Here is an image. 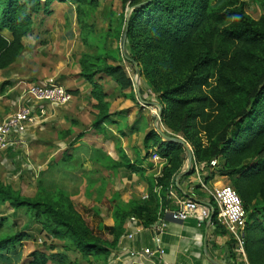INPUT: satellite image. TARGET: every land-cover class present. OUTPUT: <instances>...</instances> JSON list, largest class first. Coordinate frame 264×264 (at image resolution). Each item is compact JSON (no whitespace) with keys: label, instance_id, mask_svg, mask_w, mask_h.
Wrapping results in <instances>:
<instances>
[{"label":"trees","instance_id":"1","mask_svg":"<svg viewBox=\"0 0 264 264\" xmlns=\"http://www.w3.org/2000/svg\"><path fill=\"white\" fill-rule=\"evenodd\" d=\"M53 1L0 0V70L21 56L36 18L52 13L48 5ZM211 1L134 0L129 19L123 16V32L127 29L124 55L140 65L141 75L156 94L163 108L161 119L168 128L164 132L185 138L196 161L212 169L210 177L231 180L247 214L248 262L264 264V15L256 21L243 2L229 1L214 7ZM113 59L111 64L106 56L96 55V67L83 62L82 76L95 82L94 88L98 87L96 76L102 73L122 88L132 86L123 66L116 57ZM93 95L103 106L101 95L94 91ZM109 116L100 109L98 122H106ZM199 123L205 124L206 144L198 136ZM156 135L163 138L157 128L148 132L146 148L159 143ZM158 153L168 160L157 178L166 190L182 171L187 152L182 144L164 141ZM214 159L218 164L213 167ZM64 196L60 193L56 200L28 198L0 182L1 203L10 202L16 210H37L41 216L50 217L47 228L67 242L65 251H78L90 264L101 260L109 264L115 257L126 218L135 217L143 226L152 227L160 216L159 198L152 192L148 199L117 203L115 225L109 227L115 235L108 240L102 231L97 234L92 230ZM31 238V232L0 236L1 264H15L10 254L20 252L18 246ZM33 257L30 264L52 263L56 257L59 264H79L64 252L48 255L40 251Z\"/></svg>","mask_w":264,"mask_h":264},{"label":"rangeland","instance_id":"2","mask_svg":"<svg viewBox=\"0 0 264 264\" xmlns=\"http://www.w3.org/2000/svg\"><path fill=\"white\" fill-rule=\"evenodd\" d=\"M133 1L94 0V3H90L81 0L65 2L54 0L48 5L52 13L37 17L34 31L27 37L28 41L25 42L27 45L25 44L21 54L22 70L29 71L32 81L59 83L67 89L68 87L83 88V93L90 98V105L99 113L102 109L110 115L106 122L117 119L116 115L121 113L127 116L124 107L129 98V103L147 107L152 117L155 116L153 122L156 123V127L160 126L163 131H167L168 128L162 119H159L160 110L153 105L158 103L157 96L141 75L140 65L138 64L140 72L138 74L135 63L124 55L126 51L124 52L122 47L123 16L132 10ZM229 1L243 2L247 13L256 21L264 15L263 0H212L211 3L217 7ZM4 33L11 37L7 31ZM120 49L125 58H121ZM96 55L106 56L111 64L114 63L113 57H116V61L123 66L124 71L131 78L132 86L126 85L122 88L111 76L102 73L96 76L98 87L94 88L95 82L82 76V64L84 62L91 67H96V61H94ZM78 75L83 77L85 82L84 80H81L79 84L74 82L73 76ZM93 91L101 95L103 106L94 97ZM111 107L115 113L110 112ZM204 125L199 123L197 131L198 136L206 144L208 140ZM51 129L47 137H54L59 133L57 126L53 125ZM104 132L105 129L100 131L101 134ZM62 134L64 135V132ZM170 135L184 140L193 150L189 142L180 134L171 132ZM155 138L160 142V135H156ZM44 154L47 158L43 157ZM48 154L39 153V158H31L30 153L28 161L22 159L15 163L7 162L5 155L0 152V182L11 185L14 191L28 198L38 196L56 200L57 195L62 193L72 202L73 210L77 215L81 216L92 230L97 234L102 231L104 238L111 240L115 234L109 231L111 227L109 223L113 222L112 219H116L115 214H118L120 206L117 204L118 196L114 193L121 190L109 189V180L103 168L99 164L95 165L93 160H88V153L79 155L73 160L74 162L72 161L74 164L68 161L66 163L62 159L63 153H56L52 159ZM102 163L109 164L103 159ZM118 180L117 175L116 182ZM225 184L232 185V182L226 177L222 185ZM64 208L68 206L64 205ZM49 220L50 217L41 216L37 210L27 208L16 210L10 202H0V236L15 232H31L33 235V238L24 240L23 244L18 246V251L23 252L22 257L27 262L33 257L30 254L33 250L45 251L48 255L52 253L57 255L65 250L67 242L47 228ZM247 223L246 216L242 225L244 233L247 231ZM52 263L59 264V258L53 259ZM81 264L90 263L82 260Z\"/></svg>","mask_w":264,"mask_h":264},{"label":"crops","instance_id":"3","mask_svg":"<svg viewBox=\"0 0 264 264\" xmlns=\"http://www.w3.org/2000/svg\"><path fill=\"white\" fill-rule=\"evenodd\" d=\"M27 41L26 38L25 42ZM21 56L10 67L0 70V122L13 114L20 105L22 84H44L32 81L29 71L22 70ZM73 78L78 84L81 80L85 82L79 75ZM68 89L72 94L71 102L64 107L47 104V122L29 131L31 158H39V153H50L48 155L52 159L56 153H63L62 159L67 163L88 153V160H93L95 165L99 164L103 168L109 180V189L121 190L114 193L117 194L119 203L148 199L151 192L160 202L159 220L152 227L143 226L140 219L135 217L125 219V232L120 237L115 257L109 264H250L247 256L244 257L237 251L234 235L216 216L201 223L194 218L176 220L171 215L187 196H194L203 202L211 201L209 190L222 186L226 177H210L212 169L206 163L197 162L194 156L190 173L181 178L178 174L174 183L164 190L157 181L168 163L167 158L158 153L164 138L157 145L146 148V135L157 128L153 122L155 116L152 117L147 107L133 105L127 98L124 107L127 116L121 113L110 122H98L99 111L90 105V98L83 93L84 89ZM110 112H114L112 107ZM53 125L58 127L59 133L54 137H47ZM103 129L105 132L101 134ZM43 157L47 158V155L44 154ZM102 159L109 164L102 165ZM112 221L114 223H109L111 226L115 224V220ZM148 247L163 250V253L136 257L131 255L132 251H143ZM34 252L37 250L30 254L33 256ZM62 252L81 264L83 258L78 251ZM22 254L21 251L10 254L15 264H30L34 259L31 256L32 259L27 262ZM97 264L105 263L101 260Z\"/></svg>","mask_w":264,"mask_h":264},{"label":"built area","instance_id":"4","mask_svg":"<svg viewBox=\"0 0 264 264\" xmlns=\"http://www.w3.org/2000/svg\"><path fill=\"white\" fill-rule=\"evenodd\" d=\"M21 103L13 114L0 122V152L5 155L7 162L17 160L28 161L31 141L29 131L47 122L49 113L47 104L64 107L71 102L69 90L59 83L47 82L44 84H22ZM218 160H212L214 167ZM211 201H199L194 196L183 198L177 210L171 215L176 220L194 218L201 223L212 216L231 232L237 242V251L246 257L245 233L242 225L246 219V211L238 192L232 185H222L209 190ZM147 197V196H146ZM163 250L145 248L143 251H132V256L154 255Z\"/></svg>","mask_w":264,"mask_h":264},{"label":"water","instance_id":"5","mask_svg":"<svg viewBox=\"0 0 264 264\" xmlns=\"http://www.w3.org/2000/svg\"><path fill=\"white\" fill-rule=\"evenodd\" d=\"M132 11V10H131ZM131 11H129V13L127 14V20L129 19V16L131 14ZM126 37H127V29L124 33V37H123V42H122V47H123V51L125 52L126 51ZM135 65H136V69H137V73L139 74V65L137 62H135L133 59H131ZM140 76V75H139ZM153 105H155L159 110H160V113H159V119H161V114H162V107L160 106L159 103H153ZM157 130L158 132L163 136L164 138V141H168V142H171V143H179V144H182L184 145L186 151H187V165L184 167V169L179 173L178 177L181 178V177H184L186 175H188L190 173V170H191V167H192V164H193V161H194V153H193V150L189 147V145L182 139H176L170 135H168L167 133H165L161 128L160 126L157 127ZM214 217V215L212 216Z\"/></svg>","mask_w":264,"mask_h":264}]
</instances>
